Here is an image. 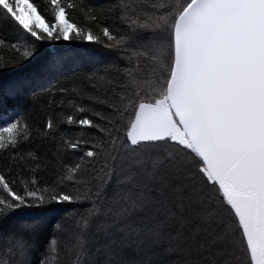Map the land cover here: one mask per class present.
<instances>
[{
    "label": "snow or ice",
    "instance_id": "obj_1",
    "mask_svg": "<svg viewBox=\"0 0 264 264\" xmlns=\"http://www.w3.org/2000/svg\"><path fill=\"white\" fill-rule=\"evenodd\" d=\"M39 12L0 0V264H264V0Z\"/></svg>",
    "mask_w": 264,
    "mask_h": 264
},
{
    "label": "trees",
    "instance_id": "obj_2",
    "mask_svg": "<svg viewBox=\"0 0 264 264\" xmlns=\"http://www.w3.org/2000/svg\"><path fill=\"white\" fill-rule=\"evenodd\" d=\"M31 3H36L38 5V12H39V7L42 6H46L47 5V0H29ZM93 3H107V0H92ZM156 2H159V0H156ZM39 14L41 16L44 17V20L47 22L48 26H50V24L54 23V20L50 19L51 14L49 13L48 15H45L43 12H39ZM73 16L77 17V19H79L81 21V23L84 22L83 20V16L81 15V13L79 12V10L77 12L72 13ZM75 23L76 21H70ZM2 31L4 32H10L12 31L11 26H4ZM59 43V42H57ZM65 44H71L73 43L72 41H64ZM77 44H79L80 42H76ZM87 46V42L84 43L83 46H81L80 48L74 49V51H80L83 50L84 47ZM16 55V53L14 51H12L11 49L7 48V47H0V56L4 57L5 59H12L14 56ZM91 67L90 64H88L87 62H85L84 66L81 68L82 71H87L89 70V68ZM61 81L63 80V77L59 78ZM57 84L56 80L52 81V84L49 85V87H52L54 85ZM69 87L72 88H76L79 87V84L76 82H73L71 84L68 85ZM46 99V97H45ZM43 102V100H42ZM36 119L38 120V123H43V115H38L36 117ZM45 145H46V149L42 148L41 151H52L53 150V144L49 143L47 141H45ZM27 145L25 146V149H27ZM49 174H44L45 178H47ZM63 240V238H62ZM66 251L67 249H65L63 242L61 243V251H60V261L61 264H71V256L70 255H66Z\"/></svg>",
    "mask_w": 264,
    "mask_h": 264
},
{
    "label": "rangeland",
    "instance_id": "obj_3",
    "mask_svg": "<svg viewBox=\"0 0 264 264\" xmlns=\"http://www.w3.org/2000/svg\"><path fill=\"white\" fill-rule=\"evenodd\" d=\"M30 2V1H29ZM40 15V14H39ZM41 16V15H40ZM42 23L45 25V26H48L47 22L43 19Z\"/></svg>",
    "mask_w": 264,
    "mask_h": 264
}]
</instances>
